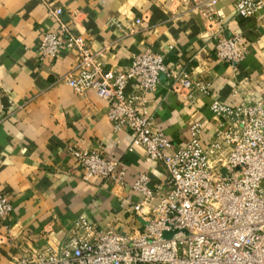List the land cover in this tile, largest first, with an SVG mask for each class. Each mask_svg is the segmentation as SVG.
<instances>
[{
	"label": "crops",
	"instance_id": "1",
	"mask_svg": "<svg viewBox=\"0 0 264 264\" xmlns=\"http://www.w3.org/2000/svg\"><path fill=\"white\" fill-rule=\"evenodd\" d=\"M235 2L0 0V195L12 203L11 213L0 217V264L59 244L79 216L98 229H142L144 221L128 208L131 188L85 179L72 147L99 149L122 161L128 183L138 172L147 174L150 186L168 176L162 163L149 159L142 147H132L127 127L114 126L106 101L93 90L79 92L67 84L74 54L61 47L54 59L40 56L43 34L67 24L93 52H103L107 71L123 69L135 54L152 49L164 56L169 72L207 79L211 94L191 104L170 90L166 73L159 75L149 117L171 142L172 153L185 144L192 120L201 122L204 138L214 135L213 100L237 105L262 95L264 7L242 17ZM55 8L62 9L59 18L51 14ZM233 34L241 35L247 47L236 65L214 53L217 40ZM137 87L131 81L125 92Z\"/></svg>",
	"mask_w": 264,
	"mask_h": 264
},
{
	"label": "built area",
	"instance_id": "2",
	"mask_svg": "<svg viewBox=\"0 0 264 264\" xmlns=\"http://www.w3.org/2000/svg\"><path fill=\"white\" fill-rule=\"evenodd\" d=\"M262 7L263 0L234 4L242 17ZM51 14L59 18L62 9ZM61 47L76 57L67 84L79 92L93 90L106 101L114 126L127 127L132 147H142L149 159L162 163L168 176L163 184L150 186L147 174L138 172L128 183L122 161L105 157L99 149L72 147L85 179L99 177L131 188L128 208L144 221L142 229H98L79 216L59 244L12 264H264V72L261 97L237 105L213 100L214 135L204 138L201 122L192 120L185 144L169 153L171 142L153 126L148 110L160 73L170 79V90L191 104L211 94L207 79L184 70L169 72L164 56L152 49L135 54L123 69L107 71L103 52H93L65 23L43 34L40 56L54 59ZM246 49L243 37L233 34L218 39L214 53L236 65ZM131 81L138 87L126 93ZM11 211L12 203L0 195V217Z\"/></svg>",
	"mask_w": 264,
	"mask_h": 264
}]
</instances>
